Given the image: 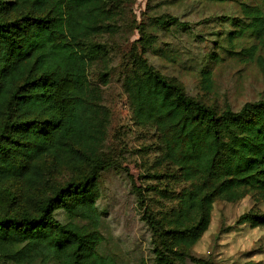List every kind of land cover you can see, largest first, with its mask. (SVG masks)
<instances>
[{"label": "trees", "instance_id": "trees-1", "mask_svg": "<svg viewBox=\"0 0 264 264\" xmlns=\"http://www.w3.org/2000/svg\"><path fill=\"white\" fill-rule=\"evenodd\" d=\"M109 1L0 0V264H120L104 251L98 231V179L108 164L101 123L88 103V35L115 29ZM258 1L243 7L262 36L264 0ZM156 24L188 28L174 16ZM137 59L149 72L137 89L145 95L136 108L139 121L170 122L167 145L180 157L185 177H204L175 218L145 214L156 240L154 264H182L185 258L211 264L187 250L207 229L214 200L251 193L264 202V98L218 110ZM45 157L56 166L86 168L76 180L43 193L49 183ZM8 181L20 182L23 194L3 187ZM235 222L264 225V210H247Z\"/></svg>", "mask_w": 264, "mask_h": 264}, {"label": "rangeland", "instance_id": "rangeland-1", "mask_svg": "<svg viewBox=\"0 0 264 264\" xmlns=\"http://www.w3.org/2000/svg\"><path fill=\"white\" fill-rule=\"evenodd\" d=\"M258 2L110 0L115 29L88 35L87 76L92 87L88 103L90 113L102 124L97 130L108 164L98 179V231L104 251L120 264H154L156 240L145 214L175 218L185 209L189 191L204 178L199 173L185 177L186 170L177 162L180 157L174 158L167 145L170 122L139 121L136 108L145 95L137 89L143 88L149 72L137 57L179 84L187 95L218 110H237L245 102L264 98V33H254L249 10L243 7ZM168 16L188 28L157 26L158 19ZM42 168L49 178L43 193H48L51 187L79 178L86 166H56L45 157ZM3 187L17 195L24 192L17 181ZM35 192L40 189L29 193ZM250 209L263 211L264 202L251 193L236 201L216 198L207 229L187 251L211 264H264V225L235 222ZM182 264L195 263L185 258Z\"/></svg>", "mask_w": 264, "mask_h": 264}]
</instances>
